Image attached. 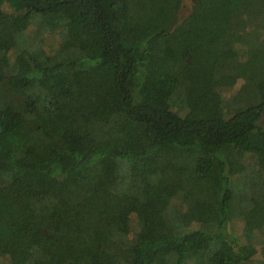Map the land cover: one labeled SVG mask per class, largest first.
<instances>
[{
    "label": "trees",
    "instance_id": "obj_1",
    "mask_svg": "<svg viewBox=\"0 0 264 264\" xmlns=\"http://www.w3.org/2000/svg\"><path fill=\"white\" fill-rule=\"evenodd\" d=\"M182 5L0 0L10 264H264V0ZM222 79L243 84L227 95Z\"/></svg>",
    "mask_w": 264,
    "mask_h": 264
},
{
    "label": "rangeland",
    "instance_id": "obj_2",
    "mask_svg": "<svg viewBox=\"0 0 264 264\" xmlns=\"http://www.w3.org/2000/svg\"><path fill=\"white\" fill-rule=\"evenodd\" d=\"M197 2H199V0H183V5L180 10V17L183 18L186 15H188L192 11V8L194 7V5L197 4ZM37 29L38 28H36L34 24H31L27 28V32L31 37L35 38L39 31ZM58 41L59 40H58L57 35H51L50 33L49 34L45 33L44 35H42V42L44 43V46L48 51H54L59 44ZM95 71H97V74L99 77L106 79L109 83L111 82L112 80L111 76L106 72V70H104L102 66L97 65L95 67ZM218 83L219 85L224 83V87H221L223 89L222 92L227 95H230L241 87V85L243 84V80H238V82L236 83L235 81H230L228 79H222ZM225 85H228V86L225 87ZM3 116L6 118V120H10L12 122L13 121L19 122L21 120V113L13 110L11 106H8L6 108ZM260 125L264 128V113L261 118ZM150 139H151V136L146 137V141H149ZM254 158L255 156H253L252 154H248L247 162L253 164L252 161ZM162 168H163L162 170H164L167 174L173 172L172 168H169V167H162ZM243 224L244 223L242 220L235 219L229 224V228L233 230L238 236L241 237L242 231H243ZM132 227H133L132 228L133 232L136 231L139 227L138 222L135 218L133 219ZM37 235H38L39 240L42 242H45V243L47 242V244H53V245L59 244L58 238L50 234L46 229H39L37 232ZM241 239L243 240L242 237ZM259 249L261 250L260 247ZM261 259H262V255H261V252L259 251L257 252V254L253 256V258L250 259L249 264H255L257 261H260ZM0 264H10V259L0 256Z\"/></svg>",
    "mask_w": 264,
    "mask_h": 264
}]
</instances>
